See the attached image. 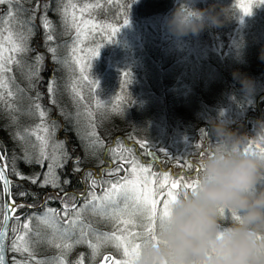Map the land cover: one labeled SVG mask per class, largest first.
Wrapping results in <instances>:
<instances>
[{"label": "rangeland", "instance_id": "rangeland-1", "mask_svg": "<svg viewBox=\"0 0 264 264\" xmlns=\"http://www.w3.org/2000/svg\"><path fill=\"white\" fill-rule=\"evenodd\" d=\"M16 1L5 0L3 4H0V33H2L0 41L6 45L5 59L10 54L7 50L10 46L9 41L28 48L31 32H33L30 22L33 20L32 14L17 9L18 5H16V9H13V3ZM139 1L65 0L60 9H66L67 15H62L58 11L61 20L59 26L57 27L53 23V30L55 33H59L57 37L64 35L61 29L62 25L66 29L64 37H68L66 39L69 41L66 50L73 67H69L71 73L68 74L70 86L68 95L53 102L54 95H50L47 91V103L52 106L54 104L57 109L56 114H63L66 123L79 140L86 139L88 141L89 152L101 148L104 149V153L112 157L108 159L110 161H106L105 171L98 170L93 173V177H99L96 181L98 186L95 189L97 195H102L100 185L108 187L106 181L114 182L125 176L126 170L130 167L127 161L132 159L138 160L145 167H151L152 171L158 174L166 171L173 179L180 176L194 178V174H191L193 172L186 166V162L193 160L198 163L199 157L196 153L206 150V148L200 147L201 143H204L205 147H209L208 141L214 143L215 137L211 134L210 124L204 131L198 128L194 129L195 124L190 119L193 118L191 115L188 114L186 117L176 113L179 108L187 111L191 105L188 102L189 99L173 98L177 87H180L183 92L200 87L198 97L201 100H204L208 95L218 94L217 102L211 104L209 120H224L232 130L239 134L251 135L256 122L264 120L263 102L256 106L255 115L246 113L250 112L251 101L254 99L251 97L253 84L231 86L232 78L229 82L230 88L227 91H219L227 85L223 82L224 78L236 72L238 64L245 62L249 68L259 64L258 60L261 57L258 58V56L264 51V3H261V0H171L170 9L160 13L139 12L137 10ZM51 2L53 3V0ZM178 3H185L189 7L201 9L215 6L221 23L208 25L197 34L175 36L166 26L165 17L178 6ZM249 5H251L250 8ZM86 6L88 7L84 11L83 20H89L90 23L87 25L81 19V9H85ZM245 12L250 14L245 15ZM73 15L76 17L75 22L80 24L82 29L79 39H77V29L73 25ZM125 16L128 17V24L120 27ZM51 23L49 29L45 30L39 21L41 27L47 32L45 35H52ZM93 23L95 24L94 28L91 27ZM111 27L120 30L109 42ZM97 45L101 46L99 55L91 61L89 69L85 66L89 58V50L96 48ZM253 55L251 61L246 60H250L249 57ZM37 56H40L38 51L32 55L29 51L16 54L20 64L9 65L11 71L5 73L7 87L4 89V95L6 97L9 89L13 93L16 87L27 88L28 84H32L25 73L31 68L32 61L37 64ZM82 66L84 67L83 73H81ZM123 72L129 73L127 86L123 83L121 75ZM61 74L59 73L58 79ZM85 76L88 79H85ZM92 79L98 81L96 91L91 84ZM234 90H236V94H233ZM227 93L230 94L227 96ZM222 95L226 97L224 100L222 97L220 98ZM13 100L14 98L8 97L7 105L11 104L12 108L16 110L17 105ZM57 102H60L62 106ZM36 103H39L44 110L41 101ZM160 105H164L168 114L161 112ZM156 110L160 112L155 113ZM153 113V117L149 119ZM249 117L256 118V120L249 123ZM46 119L50 122L46 125L50 129V133H44L36 127L41 123L38 113L37 123L33 124L30 129L31 133L35 132L44 137V141H38L33 135L38 151L43 147L47 154L54 158L44 161L46 168L42 171L43 178L44 174L48 172L50 163L61 164V153L59 152V159H57L56 150L52 148V121L50 117L46 116ZM146 124H148V130ZM128 127L133 130V135L130 133L131 131H125ZM116 131H125V136L122 137V134L115 133ZM90 133H95V135L92 136ZM203 133L207 134L208 139L206 138L205 141H203V137L206 136ZM49 134H51V139H48ZM119 135L124 139L125 145L115 140ZM67 140L73 146L74 158L79 161L82 158V152L75 147L68 135ZM96 140L102 141L103 146L97 145ZM141 142L144 144L143 147ZM127 143L134 144V147ZM111 149L119 151L113 153ZM133 152L136 154L134 155ZM120 156L124 159L121 160ZM114 158L116 163L113 162ZM118 165H122L125 171L109 176L107 170H114ZM168 165H171L173 171L167 167ZM40 166L41 164H38V167ZM182 167L188 168V175L183 172L179 173ZM79 172L83 174L87 173V170L81 169ZM34 174L31 173V177L35 176ZM90 183L91 179L87 182L86 189L83 188L77 194L83 192L87 198V192L91 190ZM55 194L60 203L57 211L61 212V217H63L62 204L67 202L71 205L73 197L66 196L64 192ZM84 203L85 199H82L81 203L75 204L81 206ZM47 210L48 208H45L42 213L39 211L37 218L43 216ZM108 211L111 212L112 209ZM70 218H72L71 213L67 219ZM81 219L82 225L78 222L67 233L65 232L66 225L61 219L60 224L64 226L58 231L64 242L61 249H66L63 245H68L69 241L77 239L76 237L79 238L83 228L86 243L100 244L101 254L97 257L95 264L105 252L112 253L113 260L123 259L122 250L117 251L110 242L105 243L102 238L97 239V233L110 234L117 230L113 221L100 215H93L90 211L82 213ZM24 222H29L33 227L34 223L32 222L38 224V219L21 221V223ZM45 227L48 226L45 225ZM31 233V230L29 233H25L22 228L19 230V234L25 236L22 247L26 246L30 251L12 252L9 250L11 264L13 258L17 260L18 264H37L39 258L29 245L33 237ZM56 245L54 243V246ZM86 245L88 246V244ZM85 256L88 258L87 264L92 263L91 252L89 255L88 252L85 253ZM83 258L84 256H80L74 259L71 264H83L81 262ZM53 260L55 262L53 264L64 262V259L62 260L60 257L53 258Z\"/></svg>", "mask_w": 264, "mask_h": 264}, {"label": "trees", "instance_id": "trees-1", "mask_svg": "<svg viewBox=\"0 0 264 264\" xmlns=\"http://www.w3.org/2000/svg\"><path fill=\"white\" fill-rule=\"evenodd\" d=\"M64 1L65 0H53L52 3L51 0H17L13 3V9H16V5H18L17 9H21L26 13L29 12L32 14L33 20H30V22L33 32H31L32 35L29 40V53L32 55L35 51H38L41 57L40 62H36L37 64L32 61L31 68H29L25 73L32 84H28L27 88L22 86H19L18 88L16 87L15 92L13 90V101L16 103L15 105H17V109L14 110L12 108L11 111L9 110L7 105L8 96L6 97V95H4L3 102H0V156L5 157L3 160L6 164L10 177L13 199L15 202H19L18 204L26 205V207L17 209L15 213V215L23 218L21 221H24L29 217L37 218L39 216V211L42 213V210H45V208L57 210L60 207V203L56 197V192L60 194L64 192L65 194L73 197V202L77 205L81 203L82 199L74 200L73 194H76L78 191L87 187V182L91 179L89 173L93 176L95 171H105L104 166L107 164L106 161H110L108 159L112 158L104 153V149L102 150L101 148L89 152L87 149L88 141L86 139L79 140L72 128L66 123L63 114H56L57 109L54 104L52 103V106L47 103V91L50 81L54 82L53 100L55 102L60 99V97H62V99L63 97H66L70 90V86L68 84V74L71 73L69 67L72 68L73 64L66 50V45L69 42L66 39L68 37H64L66 29L64 25L61 26L64 35H60V37H57L59 33H55L53 30V23H55L58 27L59 22L61 21L58 11L60 7H62ZM170 2L171 0H140L137 10L141 13L166 12L170 9ZM45 15L50 23L52 22V41H47V35H45L47 32L39 24L41 17H44ZM50 47L56 49L55 60H53V53L48 51ZM253 57L254 55L249 57L250 60H246L251 61ZM260 57L261 55L258 56V58ZM258 63V65H253L252 68H249L248 64L246 65L245 62L238 64V66H236L237 71L224 78L223 82L227 85L219 90L227 91V89L230 88L229 82L232 78L233 79L230 82L231 86H238L242 84L241 82L243 80L253 84V88L251 90L253 93L251 94V97L254 99L251 101V108L248 107L250 112H246L252 116L255 115L254 110L257 109L256 106L260 102L264 103V59H259ZM59 73H62V78L60 75V79H58ZM199 88L200 87H195L192 91L188 90L190 91L188 93V91L183 92L180 87H177L176 93L174 97H172L177 99H189L188 102L191 104L189 109H187V111H183L179 108L176 113L185 115L186 117L188 114L191 115L193 118H189L195 124L194 129L198 128L199 130L204 131L209 125V121H212L209 120L210 117H208V114L211 109L210 107L212 106L211 104L217 102L216 96L218 94L208 95L204 100H201L198 97ZM215 91L216 90L214 89V92ZM229 94L230 93H227V96ZM233 94H236V90L233 91ZM224 96L225 95H222L220 98L222 97L224 100L226 98ZM37 97L39 98L37 99ZM13 101H11L12 104ZM38 101L43 103L42 106L44 107L46 116L50 117V120L52 121L51 124L55 125L54 133H52V148L56 150L57 159H59V152L61 153L60 161L62 166L54 168V173L57 177H59L61 183L60 188H55L51 185L41 187L40 183L44 179L42 171L46 168L45 162L43 165L38 167V163H28L25 159L26 153L29 156H34L39 153L38 148L33 147V145L36 144L34 136L30 131L32 125L37 123V112L34 109V103ZM57 103L61 105L60 102ZM160 107L162 108L161 112L167 113L164 105H160ZM157 112L159 113L160 111L156 110L155 113ZM152 115H154V113L150 115L149 119L153 117ZM171 115L174 116V114ZM253 120H256V118H248L249 123ZM148 124H146L147 130L149 129ZM25 130H28L27 133H25ZM127 130L131 131L130 133L133 135L134 132H132L133 130L130 127L125 129V131ZM147 130L145 131L147 132ZM124 132L116 131L115 133H120L123 137L125 136ZM17 134L22 135L23 138H18ZM67 135L70 136L72 139L71 142L75 145V147L79 148L82 152V158L79 161H77V159L73 156V146L70 145V142L67 140ZM122 137L119 135V137L115 138V140L119 141L122 145H125L126 143ZM206 138L207 136L203 137V141H205ZM60 142H63L62 146ZM129 146L134 147V144ZM200 147L207 148L204 143H201ZM65 153L67 154L66 157ZM133 154L135 155L136 153L133 152ZM76 166L80 168V170L86 169L87 173L81 174L79 171H74V169L77 168ZM13 169L22 174L24 177H31V173H35L34 175L40 174V180L36 184H33L30 179H20L17 175L13 174ZM64 181H69V183L65 184ZM61 188L63 191H61ZM21 192L26 193V195H18V193ZM0 202H2V198H0ZM11 223L15 224V221L13 220ZM32 223H34V227H32L34 231H31L33 237L31 238L29 245L31 250H33V253H35L39 258L38 261H40L41 264H44V262H47V264H53L55 263L53 258L59 257L62 258V260L64 259V264H71L74 259H77L80 256H84L81 260L83 264L88 263V258L85 256V253L88 252L89 255L92 251L86 245L89 242L77 244L75 241L76 239H74L68 243L71 247L61 249L64 242L61 239L62 236L58 234V231L64 226L60 224L59 230L57 231L55 229L45 227V225L39 223V221L38 224L35 222ZM71 228L68 230H71ZM9 236H12L11 232H9ZM8 243H10V241ZM54 243L61 245V247H57V245L54 246ZM81 245L85 247H82ZM91 262L92 263L90 264H95L96 260L95 262H93V260Z\"/></svg>", "mask_w": 264, "mask_h": 264}, {"label": "clouds", "instance_id": "clouds-1", "mask_svg": "<svg viewBox=\"0 0 264 264\" xmlns=\"http://www.w3.org/2000/svg\"><path fill=\"white\" fill-rule=\"evenodd\" d=\"M218 17L215 6L178 3L165 23L182 37L219 25ZM209 124L215 142L205 150L194 189L181 191L157 226L156 241L143 244L135 264H264V157L244 151L249 142L264 148V120L251 135L239 134L224 120ZM221 209L239 219L222 225Z\"/></svg>", "mask_w": 264, "mask_h": 264}, {"label": "snow or ice", "instance_id": "snow-or-ice-1", "mask_svg": "<svg viewBox=\"0 0 264 264\" xmlns=\"http://www.w3.org/2000/svg\"><path fill=\"white\" fill-rule=\"evenodd\" d=\"M5 0H0V4H3ZM261 3H264V0H261ZM81 9V19L84 24H89V20H83L84 11L87 9ZM244 8L243 5H241ZM249 8L251 5L248 6ZM62 15H67L66 9L59 10ZM250 14L249 12H245V15ZM76 17L73 15V25L77 29V39H79L80 32L82 31L80 24H77ZM42 27L45 30H48L50 27V21L47 19V16L41 17ZM128 24V17L125 16L123 19V24L120 27L126 26ZM91 27H95L93 23ZM120 29L116 27H111V35L109 36V42H111L112 37ZM0 37H2V33H0ZM47 41H52V35H47ZM9 47L7 50L9 51V56L7 59L4 58V52L6 50V45L2 41H0V102H3L4 99V89L7 87V82L5 79V73L11 71L8 67L11 64H20V61L16 58V54H23L30 51L29 48L23 47L20 44H16L14 41H9ZM100 45H97L96 48L89 50V58L86 62V67L90 69L91 61L98 57ZM49 52L53 53V60H55V52L56 49L50 47L48 49ZM41 60L40 56L36 57L37 63ZM84 72V67H81V73ZM123 83L125 86L128 84L129 73L123 72L122 74ZM88 79L87 76L84 77ZM91 84L93 85L94 91H96L98 87V81L92 79ZM49 94H53L54 92V82L50 81L48 87ZM7 95L10 99L14 98V94L9 89ZM39 97H37L38 99ZM54 102V100H53ZM9 110H12V105H8ZM34 109L38 113L41 123L36 127L41 129L44 133H50L49 127L46 125L50 122L46 119V113L42 109L39 103H34ZM52 133H54L55 125L51 124ZM28 130H25L27 133ZM32 135L36 136L38 141H44V137L39 134L33 132ZM207 136L206 133H203ZM90 135L94 136L95 133H90ZM18 138L22 139V135L17 134ZM48 139H51V134H49ZM95 143L99 146H103L102 141L96 140ZM61 146L63 142H60ZM211 143L208 141V146ZM141 146L144 144L141 142ZM35 148L36 145H33ZM113 153H118V149H111ZM244 151L246 153L251 152L257 155L264 157V148L259 147L258 145L249 142L247 146L244 147ZM150 155V153H149ZM199 157V162L189 160L186 162V166L193 172L194 178H188L186 176H180L176 179H173L168 172L156 173L153 172L151 167H145L138 160L132 159L127 161L130 164V167L126 170V174L124 177L115 180L114 182L109 180L105 183L108 184V187H104L100 185L102 189V195H97L95 189L97 188V179L99 177H93L91 173L89 176L91 177V183L89 185L90 191L87 192V198H85V193H80L78 196L73 194L75 199H85V203L81 206H77L74 202L69 205L67 202L62 204V213L63 217H61V212H58L55 209L49 208L43 216L39 218L29 217L27 218L29 221L32 219H38L39 223L48 226L51 229L59 230V226L61 223V219H63L64 224L66 225L65 232H68V229L74 225L79 224L82 225V213L91 212L93 215H100L105 217L108 220L114 222L115 228L112 233H97V239L103 240L105 243H111L117 251L122 250L123 259L113 260L112 255H104L103 260L100 264H135V260L139 255V252L143 246V244L152 241H156V229L158 225H162L165 219L169 215L170 205L173 204L181 191L187 193L189 190L194 189L197 178L200 174L202 168V159L205 155L204 151H200L196 153ZM67 154L65 153V157ZM5 157L0 156V159H4ZM121 160L124 159L122 156L119 157ZM26 162L28 163H38L43 165L45 160L54 159L50 157L46 150L41 147L38 154L34 156H29L27 153L25 154ZM114 163H116V159L114 158ZM57 166L55 163H50L48 165V172L44 174V179L40 183L41 187L48 186L49 184L52 187L60 188L61 183L59 177H57L54 173V168ZM74 171H80L77 167ZM109 176L116 175L120 171H125L122 165H118L114 170H107ZM13 174L17 175L20 179H30L33 184H36L40 180V174H36L33 177H24L19 172H16L13 169ZM65 184L69 183V181H64ZM0 198H4L2 202H0V264H6L5 251L10 250L12 252H20V251H30V249L26 246L22 247L25 241V236L19 234V230L22 228L25 233H29L31 230V226L29 222L21 223L23 219L20 216L15 215L17 209L26 207L23 204H16L13 199V194L11 191V181L7 178L5 166L0 165ZM61 191L63 189L61 188ZM20 196H25L26 193H18ZM67 195V194H66ZM112 209L111 212L108 210ZM72 214V218L67 219L69 214ZM239 216L232 212L231 210L225 211L221 209V221L222 225H227L228 223L238 220ZM15 221V224L10 225V221ZM90 227V226H89ZM140 230L137 231L136 229ZM11 232L12 236H9L8 233ZM70 234V233H69ZM85 233L83 228L81 230L80 237L76 239V243H85L84 239ZM10 241V243H8ZM57 247H61V245H57ZM65 248L71 247V245H63ZM88 247L91 251V259L95 262L96 257H98L100 253V244L88 243ZM12 264H18L17 260L13 258ZM37 264H41L40 261H37ZM47 264V262H44ZM61 264H64L61 261Z\"/></svg>", "mask_w": 264, "mask_h": 264}, {"label": "water", "instance_id": "water-1", "mask_svg": "<svg viewBox=\"0 0 264 264\" xmlns=\"http://www.w3.org/2000/svg\"><path fill=\"white\" fill-rule=\"evenodd\" d=\"M0 165L5 166V170H6L7 178L10 180V177H9V174H8L7 167H6V164H5V162H4L3 159H0ZM0 186L2 187V184H0ZM3 199H4V198H2V200H3ZM15 203H16V202H15ZM16 204H17V203H16ZM9 223H10V222H9ZM8 235H9V233H8ZM104 255H112V253H110V252H105V253H103L102 256H101V259L98 261L97 264H100V262L103 260V256H104ZM5 257H6V264H10V263H9V260H8V253H7V250L5 251ZM112 257H113V255H112ZM108 264H109V262H108Z\"/></svg>", "mask_w": 264, "mask_h": 264}, {"label": "flooded vegetation", "instance_id": "flooded-vegetation-1", "mask_svg": "<svg viewBox=\"0 0 264 264\" xmlns=\"http://www.w3.org/2000/svg\"><path fill=\"white\" fill-rule=\"evenodd\" d=\"M197 157V156H196ZM168 168H171V170L173 171V169H172V167H171V165H168L167 166ZM189 170H188V168L187 169H184V167H182V168H180V170H179V173H181V172H183V173H185L186 175H188V172ZM191 173V172H190ZM191 174H193V173H191ZM86 189V188H85ZM76 195L78 196L79 194H77L76 193ZM57 210H59V208L57 209ZM12 224V223H11ZM10 224V225H11ZM33 227H34V224H33ZM31 231H34V229L31 227ZM10 256H11V254H10Z\"/></svg>", "mask_w": 264, "mask_h": 264}]
</instances>
